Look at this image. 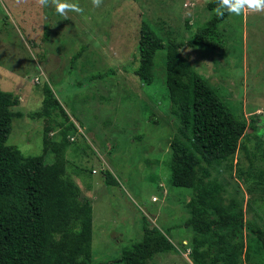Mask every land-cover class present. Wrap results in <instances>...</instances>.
Returning <instances> with one entry per match:
<instances>
[{
    "label": "rangeland",
    "instance_id": "1",
    "mask_svg": "<svg viewBox=\"0 0 264 264\" xmlns=\"http://www.w3.org/2000/svg\"><path fill=\"white\" fill-rule=\"evenodd\" d=\"M213 0H70L82 13L59 15L36 0H0V88L19 96L6 144L24 156L43 154V88L48 86L78 133L65 152L66 173L91 203L93 261L117 263L123 249L139 242L142 226L167 234L175 250L146 264H193L192 190L170 184L171 139L178 133L165 87V53L156 54L153 81L145 86L132 70L142 21L164 39L186 41L213 13ZM189 21L191 29L185 26ZM218 49L183 46L179 52L248 128L243 143L252 175L264 178V11L230 14L219 29ZM80 55L77 59L73 57ZM57 132V131H56ZM55 131L49 136L60 140ZM53 155L45 156L51 163ZM214 169L225 203L242 192L244 219L264 221V184L249 188L238 178L249 161L240 149L232 166ZM105 171L115 179L106 185ZM226 205V204H225ZM245 234V232H244ZM181 245V246H180ZM252 255V263L260 264ZM242 264H247L242 262Z\"/></svg>",
    "mask_w": 264,
    "mask_h": 264
},
{
    "label": "trees",
    "instance_id": "2",
    "mask_svg": "<svg viewBox=\"0 0 264 264\" xmlns=\"http://www.w3.org/2000/svg\"><path fill=\"white\" fill-rule=\"evenodd\" d=\"M216 7L217 0L207 4L213 15L197 25L186 41L164 39L142 21L132 74L150 85L155 56L165 53L170 113L179 122L170 143V184L192 190L190 217L184 222L195 235L192 263L253 264L254 255L264 264V221L258 226L244 219L241 191L235 190L237 194L225 205L224 188L212 179L213 170L232 166L233 156L242 149L249 169H239L238 178L247 188L252 182L264 184L261 172L252 175L253 161L242 141L248 128L256 130L255 120L248 122L241 111L230 109L179 52L183 46L210 50L222 46L219 29L231 13L218 16ZM185 26L191 29L189 21ZM43 95V154L24 156L6 144L12 120L22 116L12 111L20 103L19 96L0 88V264H108L93 261L91 203L80 198L79 186L65 170V152L77 128L48 86ZM53 131L60 140L49 136ZM49 153L51 163L45 161ZM104 174L106 185L115 184L108 171ZM142 231L141 240L123 249L117 263L146 264L157 253L175 250L168 235L157 228L144 225Z\"/></svg>",
    "mask_w": 264,
    "mask_h": 264
},
{
    "label": "clouds",
    "instance_id": "3",
    "mask_svg": "<svg viewBox=\"0 0 264 264\" xmlns=\"http://www.w3.org/2000/svg\"><path fill=\"white\" fill-rule=\"evenodd\" d=\"M36 3L40 7H48L51 3L61 16H65L70 11L83 12L78 3L70 2V0H36ZM92 3L95 7H99L102 0H92ZM249 10L254 12L264 11V0H217V7L213 11L222 17L225 11L239 16Z\"/></svg>",
    "mask_w": 264,
    "mask_h": 264
}]
</instances>
